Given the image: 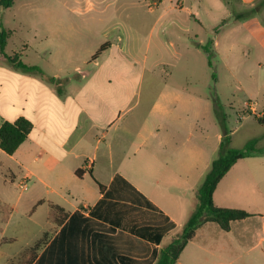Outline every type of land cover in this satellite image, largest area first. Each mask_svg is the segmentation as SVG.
Instances as JSON below:
<instances>
[{
  "label": "crops",
  "instance_id": "0c3cea01",
  "mask_svg": "<svg viewBox=\"0 0 264 264\" xmlns=\"http://www.w3.org/2000/svg\"><path fill=\"white\" fill-rule=\"evenodd\" d=\"M172 1L160 0L152 8H164ZM241 3L245 4V0ZM93 9L91 4L84 7L85 12ZM5 11L0 8V26L10 30L4 26ZM16 20L17 17L12 16V21ZM32 28L34 40L25 47L39 63L28 66L38 68L42 76L14 68L0 53V126L19 118L32 124L31 131L13 154L0 149V247L16 241L14 237L5 238L6 229L16 216L28 214L31 218L46 205L47 221L51 203L64 208L68 217L54 230L32 264H149L151 242L147 222L143 215L130 209L149 202L174 225L161 238L159 251L188 218L187 194L199 167L205 163L206 154L202 148H194L188 152L191 157L188 167L177 165L158 172L164 184L152 181L147 190L131 187L126 191L124 185H128V179L116 171L115 164L120 162L118 158L125 159L130 154L134 126L140 124L137 133L141 135L143 122H148L147 117L127 118L132 111L130 103L134 94L137 95L135 105L142 104L148 109L151 104L158 112H166V105H161L157 99L149 100L147 85L143 88L145 70L135 58L133 39L129 45L128 38L133 32L142 33V28L136 21L126 38L118 33L112 41L97 42L96 49H91L67 71L63 63V38L53 37L54 31L63 29V23L44 20L34 23ZM40 29L45 31L38 35ZM148 47L146 44L144 53L139 56L142 60H146ZM156 50H159V40ZM48 68L54 72L48 73ZM48 78H54L58 86ZM259 116H264V111ZM175 124L178 128L174 130L173 126V140L175 131L180 129V123ZM189 125L207 139L205 128H195L193 122ZM155 131L158 129L152 128L151 134L157 135ZM232 134L233 131L218 133L215 148L220 147L224 137H229L230 144ZM178 154L181 157V149ZM246 159L250 158L238 160L219 181L213 193V204L241 209L250 216L231 222L228 231L221 230L215 223L202 224L175 264H264V176L259 175L264 173V166L250 168L249 164H243ZM212 161L206 160V164L211 165ZM22 180L36 190L24 196L23 191L28 192V188L18 187ZM16 188L22 192L15 194ZM41 190L45 197L37 195ZM173 190L178 194L171 195ZM76 191L81 201L76 200ZM48 225L47 230L51 227ZM198 238L201 243L196 249L203 255L190 251L184 256L188 245H193ZM183 256L185 261H182ZM8 263L10 257L3 264Z\"/></svg>",
  "mask_w": 264,
  "mask_h": 264
},
{
  "label": "rangeland",
  "instance_id": "374dc122",
  "mask_svg": "<svg viewBox=\"0 0 264 264\" xmlns=\"http://www.w3.org/2000/svg\"><path fill=\"white\" fill-rule=\"evenodd\" d=\"M159 1L14 0L4 16V26L11 32L4 53L8 56L17 54L27 65L39 63L33 52L25 47L34 40L32 25L44 20L63 23V29L54 31L53 37L63 38V63L67 71L78 64L97 42L112 41L118 33L126 38L137 21L142 33L133 32L128 38L129 45L133 39L135 58L139 59V67L145 70L143 88L147 85L149 100L157 99L161 105H166V112H158L159 109L151 108V104L148 109L142 104L135 105L137 95L134 94L130 103L132 111L127 118L147 117L148 122H143L141 135L137 133L140 124L134 126L131 152L125 159L118 158L120 162L115 164L116 171L128 179L129 186L125 183L124 189L130 191L131 187H138L147 190L152 181L162 183L158 172L177 165L188 167L191 160L188 152L194 148H202L206 160L212 161L221 154L220 147L215 148L216 135L224 131L228 134L233 131L228 148L239 149L248 141L256 140L258 152L243 164H249L250 168L264 166V125L253 119L262 118L259 114L264 111V0H245V4L241 3L242 0H173L169 6L165 4L164 8L153 9ZM90 4L94 9L85 12L84 7ZM241 13L249 16L235 21L234 17ZM14 15L16 21H12ZM37 31L41 35L45 30ZM210 39L214 42L210 46L214 54L209 64L200 45L207 44ZM158 40L159 50H156ZM146 44L149 46L146 60H142L139 56L144 53ZM46 71L54 72L49 68ZM249 104H255V112ZM220 115L224 116L223 126L218 121ZM175 122L180 123V129L175 131L173 140V126L174 130L178 128ZM192 122L195 128L206 129V140L190 128ZM154 127L158 129L155 131L157 135L151 134ZM137 144L142 146L137 147ZM180 149L181 157L178 154ZM206 160L199 167L197 178L187 194L190 211L196 204V190L210 166ZM259 175L262 177L264 173ZM86 181L89 182L88 174ZM27 188L28 192L23 191L24 196L36 190L29 182ZM18 192L22 191L16 188L15 194ZM177 194L174 190L171 192V195ZM37 195L45 197L44 190ZM75 197L81 201L79 192H75ZM63 206L70 210L67 204ZM45 208L46 205L31 218L27 217L28 214L14 218L6 229L5 238L14 237L16 241L0 247L1 264L7 257L14 263L18 254L47 230ZM130 210L143 215L147 222L151 264L157 256L161 238L174 225L149 202ZM199 243L200 238L188 245L184 256L190 251L203 255L196 249ZM184 256L182 261H185Z\"/></svg>",
  "mask_w": 264,
  "mask_h": 264
},
{
  "label": "trees",
  "instance_id": "16d2710c",
  "mask_svg": "<svg viewBox=\"0 0 264 264\" xmlns=\"http://www.w3.org/2000/svg\"><path fill=\"white\" fill-rule=\"evenodd\" d=\"M13 2L14 0H0V8L7 9L12 6ZM246 16L249 15L241 13L234 17V19L236 21L239 17ZM10 33V30H6L0 26V53L3 55L4 60L14 68L20 69L25 73L39 74L42 76L43 73L38 68L24 64L17 54L8 56L4 53ZM212 45V40H209L207 44L201 46L209 59V64L210 58L213 57L214 54L210 47ZM98 53H96L94 57L97 56ZM48 80L58 86L54 78H48ZM253 119L257 123L264 125V116H262V118L253 117ZM218 121L220 126H223L224 116H218ZM31 129V122L25 118H19L14 122L2 123L0 126V149L8 155L13 154L27 137ZM229 142V137H224L222 139L220 144L221 154L212 161L209 171L205 174L201 184L196 190V204L190 211L188 218L179 232L172 235L161 245L153 264H175L185 245L195 237L197 229L202 224L208 222L215 223L221 230L228 231L231 222L240 221L250 216L248 212L241 209L220 208L213 204V193L216 186L228 170L238 160L248 158L258 152L256 140L254 139L248 141L239 149L228 148ZM76 175H79L78 171H76ZM100 188H102V186H100ZM67 217L68 212H66L64 208L49 203L47 221L51 227L42 234L38 241L19 253L14 263L10 262L8 264H32L40 249L47 244L54 230L60 227Z\"/></svg>",
  "mask_w": 264,
  "mask_h": 264
},
{
  "label": "built area",
  "instance_id": "2783aa9c",
  "mask_svg": "<svg viewBox=\"0 0 264 264\" xmlns=\"http://www.w3.org/2000/svg\"><path fill=\"white\" fill-rule=\"evenodd\" d=\"M250 107L252 108V110L255 109L253 104H251ZM18 187L21 190H26V188H27V181H25V180L20 181L19 184H18Z\"/></svg>",
  "mask_w": 264,
  "mask_h": 264
}]
</instances>
